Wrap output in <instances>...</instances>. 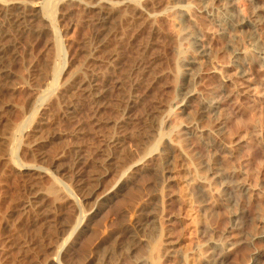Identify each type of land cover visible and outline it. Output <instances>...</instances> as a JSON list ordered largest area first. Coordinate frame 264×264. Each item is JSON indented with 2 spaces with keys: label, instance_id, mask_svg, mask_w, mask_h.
Masks as SVG:
<instances>
[{
  "label": "rangeland",
  "instance_id": "obj_1",
  "mask_svg": "<svg viewBox=\"0 0 264 264\" xmlns=\"http://www.w3.org/2000/svg\"><path fill=\"white\" fill-rule=\"evenodd\" d=\"M122 1L125 0H0V32L5 29L7 36L4 34L3 44L8 40L10 44L7 42L9 45L6 43L5 47H11L3 53L6 57H3L2 68L8 72L5 75L0 72V209L4 211L0 213L4 223L0 221V264H207L213 254L209 239L223 236L231 225L229 215L233 209L221 195L223 184L212 175L208 176L206 166L213 160L217 168L228 171L234 180L249 188L237 204L244 213V229L224 233L228 236L224 245L228 240L236 242V246L227 248L226 264H242L254 253L259 255V264H264V237L250 243L252 234L264 232V66L239 35L235 37V45L245 50L242 57L247 61L248 76L245 79L237 77L231 66L232 55L225 49L228 36L219 34L209 15L200 13L191 0L188 9L192 23L188 29L201 36L202 43L209 49L210 60L200 56L190 43L186 29L180 25L172 8V0H131L150 19L156 23L158 20L154 26L159 28L160 34L149 38V29L145 38V34L138 35L143 24L136 31L125 24L122 32L131 31L130 35L127 39L119 37L116 40L122 47L107 60L99 53L102 42L94 38L93 19H97L99 4H110L120 20V16L129 14L128 9L122 10L125 6ZM235 4L237 15L250 17L260 12L264 19V0H235ZM18 5L28 8L29 14L40 16L35 22L45 27L43 36L29 27L23 31L16 29V23L9 18L14 17ZM138 20L143 21L142 18ZM256 37L257 44L264 48V26ZM140 43L149 49L142 53L138 50ZM193 58L200 73L194 85L199 94L222 98L221 133L208 131H213L215 120L201 118L198 122L210 133L203 140L211 137L222 145L216 154L208 141H200L187 126L188 121L198 116V102L191 100L190 114L176 107L186 76L183 64ZM91 59L98 62L97 68L89 67L92 68L89 72L93 76L91 87L95 94L77 87L84 77L80 71L85 69L83 63ZM137 60L148 61L144 68L132 67V62ZM58 71H62L61 75ZM77 74L80 78L74 79ZM120 76L126 78L123 85L115 82ZM104 80L112 82L109 81L102 91L99 88ZM57 91L61 96L67 93L73 96L68 104L63 103L68 111L55 109L53 116L49 106L43 103ZM124 91H128L125 101L121 97ZM93 98L105 99L96 103ZM29 118L35 120V130H31L32 126L31 132L25 128ZM22 132L27 135L29 144L24 145L26 149L23 147L25 151L21 154L19 147L25 138ZM113 139L117 140L114 144L111 143ZM109 142L115 146H107ZM162 146L168 149L165 160H161L164 155L159 148ZM121 156L128 159L121 160ZM45 169L47 172H43ZM23 176L29 180L32 177L36 182L35 195L39 192L38 195L46 194L50 199L48 193L44 194L47 192L45 185L57 179L55 183L61 189V198L53 203L56 206L52 204L49 218L53 215L52 220L60 221L62 230L59 237L50 239L51 245L42 237V231L50 233L49 223L41 221L42 214L45 216L47 212L48 216L49 211L37 207L40 204L36 201L37 195L26 196ZM70 185L76 190L72 195ZM36 186L37 190L46 191L36 192ZM200 186L206 189L201 196L197 193ZM9 192L16 195L12 197ZM113 193H116L114 198L110 197ZM28 199L36 206L33 212L29 210ZM24 206L26 210L22 209ZM149 212L152 217L147 221ZM37 220L41 221L37 224L41 223V228L31 225ZM22 233L24 236L20 237ZM130 233L136 237L129 236ZM151 233L154 234L152 239L157 241L154 249L152 245L148 247ZM19 242L21 245H17ZM60 249L67 253L62 261L58 256Z\"/></svg>",
  "mask_w": 264,
  "mask_h": 264
},
{
  "label": "bare ground",
  "instance_id": "obj_2",
  "mask_svg": "<svg viewBox=\"0 0 264 264\" xmlns=\"http://www.w3.org/2000/svg\"><path fill=\"white\" fill-rule=\"evenodd\" d=\"M189 1L190 0H172V8H173V10H174V12L176 13V17H177V19H178V21H179V23H180V25L181 26H183L185 29H186V31H187V34L189 35V38H190V43L195 47V49H196V51L199 53V55L200 56H202V57H205V60L207 59H211V55H210V52H209V49H208V47L205 45V44H203L202 43V41H203V39L201 38V36H199L197 33H194L193 32V30H191V29H188L190 26V23H192V17H191V15H190V12H189V9H188V6H189ZM191 1H194L195 2V5H196V8L198 9V11L200 12V13H205V14H207V15H209V17H210V19H211V21L215 24V26L217 27V29H216V31L219 33V34H221L222 36H224V37H227L228 36V42L226 43V50L229 52V54H231L232 55V58H231V66H233V68L235 69V74H236V76L237 77H239V78H246L247 76H248V70H247V61L242 57V55H243V53L245 52V50H243L241 47H238L237 45H235V37H237V36H242L243 37V39H244V42H246L247 43V45H248V47H251V50L255 53V55L257 56V58L259 59V63H261V65L262 66H264V48L263 47H261L260 45H258L257 44V40H256V34H257V32H259L260 30H262V27L264 26V19H263V17H262V15H261V13L259 12L258 14H255V15H253V16H250V17H241V16H239V15H237L236 14V4H235V0H214L213 2H208V0H191ZM105 2V1H104ZM107 2V1H106ZM123 2V1H122ZM134 2V1H133ZM133 2L131 1V0H125L124 2H123V4L125 5L124 7H125V9H124V7H122L123 9L122 10H125V12L127 11L126 9H128V11H129V9H130V12H128L127 11V13H129V14H126L125 12H123V11H121V10H119V12L121 11V12H123L124 14H126V15H123V16H120V20H119V15H117V11L115 10V8H113L112 9V7H114V6H112V5H107V4H99L98 5V13L97 14H95V15H97V19L95 20V18L93 19L95 22L93 23V24H95L94 26V28L93 29H96V30H94V33H93V35H94V38L96 37V38H98V40L100 39L101 40V46H99V53L101 52L102 53V55H104V57H106V59L107 60H110L114 55L113 54H115L121 47H122V44H119V42H117L116 40L120 37V38H123V37H125L126 39H127V36H129L130 34H129V32H131L132 30H135L136 31V29H138L139 28V26L141 25V24H143L144 26H143V28L139 31V33H138V35L139 36H141V35H143V34H145L146 33V31L147 30H149V33L150 34H148V35H150L149 36V38H152V36H154V37H156V35L155 34H158V32H159V34H160V30H159V28L157 27V26H154L155 24H157L158 23V20H157V23L154 21V20H152V19H150L149 17H148V15L147 14H145V12L143 11V10H141L140 8H138V6H136V4L134 5L133 4ZM120 4H122V3H120ZM86 6V5H85ZM90 6V5H89ZM93 7V6H92ZM16 8V12L15 13H13L12 15L14 16H12L11 15V17H13V18H9L10 20L11 19H13V21H14V23H16V25H17V27H16V29H20V30H22V29H27V27H29L30 29H32L34 32H36V34L38 33V34H42V36L44 35V33H45V27H43V24H42V26H41V24H39L38 22L36 23L35 21L36 20H38L39 18H40V16L37 14V13H33V14H29V12H28V8L26 9L25 8V6H23V5H18V6H16L15 7ZM121 8V7H120ZM85 9L87 10V8L85 7ZM92 11V10H91ZM94 11V10H93ZM31 13V12H30ZM90 13V12H89ZM120 15H121V13H119ZM106 15H108L107 17H106ZM33 17V18H29V17ZM110 16V17H109ZM95 17V16H94ZM118 18V20L119 21H116V19ZM138 18L140 19V18H142L143 19V21L142 20H138ZM115 19V20H114ZM29 20L31 21V22H29ZM156 20V19H155ZM142 21V22H141ZM12 21H10L9 23H11ZM35 22V23H34ZM93 22V21H92ZM115 22V23H114ZM125 24H130L128 27H131V31H129L128 32V30H126L127 32H125V30L122 32V30H123V26L125 25ZM12 25V24H11ZM15 25V24H14ZM132 25V26H131ZM92 26V25H91ZM158 26H159V24H158ZM12 27H13V25H12ZM127 27V26H126ZM125 27V28H126ZM162 27V26H161ZM122 28V29H121ZM141 28V27H140ZM139 28V29H140ZM18 29V30H19ZM130 29V28H129ZM161 29V28H160ZM163 30V29H162ZM23 31V30H22ZM96 31V32H95ZM164 31V30H163ZM30 32H31V30H30ZM6 33H8V31L6 32ZM5 29H4V31L1 29V32H0V44H2L1 45V47H0V72H2V73H4V75H5V73H7L8 71H7V69H3L2 67L4 66L2 63H3V57L5 58L6 56H4L3 55V53L5 52V49L7 50V48L9 47L10 49H11V47L10 46H7V48L5 47L6 46V43L8 42L9 43V41L7 40V42L6 43H4L3 44V39H5ZM34 34V33H33ZM35 34V35H36ZM165 34V33H164ZM123 35V36H122ZM137 35V34H136ZM148 35H147V41H149L148 40ZM7 36V35H6ZM122 36V37H121ZM144 36V35H143ZM160 36V35H159ZM138 37V36H137ZM7 38V37H6ZM9 38V37H8ZM105 38V39H104ZM119 38V39H120ZM144 37H142V39H143ZM145 38H146V34H145ZM125 39V40H126ZM135 39H136V36H135ZM122 40V39H121ZM140 40H141V38H140ZM166 40V39H165ZM89 41V40H88ZM91 41V40H90ZM114 41V42H113ZM116 41V42H115ZM143 41V40H142ZM141 41V42H142ZM154 41V40H153ZM2 42V43H1ZM5 42V41H4ZM125 42V41H124ZM140 42V41H139ZM160 42V41H159ZM7 43V45H9ZM121 43V42H120ZM145 43V42H144ZM130 44V43H129ZM135 44V43H134ZM138 44V43H137ZM141 44V43H140ZM88 45L90 46V44L88 43ZM88 45L86 44V46L88 47ZM123 45H125V46H128V44L126 45V44H123ZM165 45V44H164ZM85 46V47H86ZM149 46V45H148ZM156 46V45H155ZM134 47V46H133ZM159 47V46H158ZM133 49V48H132ZM146 49H149L147 46H146V44H141V46H140V49H138V50H142V53L143 52H145V50ZM87 50V49H86ZM98 50V49H97ZM134 50V49H133ZM9 51V50H8ZM7 51V52H8ZM121 51V50H120ZM87 52V51H86ZM86 52H84V53H86ZM137 52V51H136ZM147 52V51H146ZM153 52V51H152ZM6 53V52H5ZM4 53V54H5ZM88 53V52H87ZM86 53V54H87ZM90 53V52H89ZM118 53V52H117ZM9 54V52L6 54V55H8ZM101 54H99V56H100ZM119 55V54H118ZM129 55H132L131 53L129 54ZM146 55H148V54H146ZM97 56V55H96ZM86 57V56H85ZM116 57H118V56H116ZM148 57V56H147ZM88 58V57H87ZM103 58V57H102ZM7 59H8V56H7ZM90 59V58H89ZM99 58L97 57V60H98ZM127 59V58H126ZM209 59V60H210ZM84 60H86V59H84ZM100 60H101V58H100ZM102 60H104V59H102ZM107 60H105V61H107ZM115 60V59H114ZM144 60V59H143ZM153 60V59H152ZM128 61V60H127ZM141 61V60H140ZM140 61H134V64H133V62H132V67L134 66V67H139V68H144V66H146V64H147V61L148 60H146V61H142V62H140ZM86 62V61H85ZM111 62V61H110ZM150 62V61H149ZM153 62V61H152ZM195 62H196V60L193 58V59H187L185 62H184V64H183V66H184V68L186 69V76L184 77V79H183V83H182V85H181V97H180V99L178 100V104H177V108H179V107H182V112H185V113H187V114H190V111H188V107H189V105H190V102H191V100H193V99H195L197 102H198V109H197V113H198V116L196 117V118H193L192 120H190V121H188V124L189 125H187L188 126V128H190L191 130H193L194 132V135L196 136V137H198L199 139H200V141L202 140L203 142H206V143H210V146L213 148V153L214 154H216V152H218L219 150H221L222 149V145L221 144H219V143H217L216 141H214V139L212 140V138L210 137V138H208L209 140H207V141H205V140H203L204 138H207L208 136H210V135H208V134H210V133H212V132H215L216 134H220L221 132V126H220V124H221V121H222V117H223V115H222V98H219V97H213V96H207V95H205V96H203V95H201V94H199V90L197 91V89L195 88V83L197 82V80H199V76H200V73H199V70L197 69V67L195 66ZM4 63H5V61H4ZM98 62L97 61H95L94 59L92 60H88L86 63H83L85 66V69H84V71H83V67L82 68H80V69H82V70H80V71H82V76H84V77H82V78H80V76H78V74H77V76L74 78V79H78V78H80V80L78 81L79 82V84L77 83V85H79V86H77V87H79L80 89H88V90H90V91H92L93 92V89H92V87H91V85H92V80H93V76L90 74V72H89V67H92V66H94L95 68H97L96 66L98 65L97 64ZM129 63V62H128ZM127 63V64H128ZM66 64H68V60H66V62H65V66H66ZM3 65V66H2ZM128 65H130V64H128ZM158 65V64H157ZM161 65V64H160ZM64 66V67H65ZM100 66H101V64H100ZM103 66V65H102ZM101 66V67H102ZM108 65H106V67H107ZM163 66V65H162ZM81 67V66H80ZM94 67H93V71H94ZM101 67L99 68L100 70H101ZM105 67V68H106ZM109 68V67H108ZM146 68V67H145ZM160 68V67H159ZM92 69V68H91ZM90 69V70H91ZM156 69H157V67H156ZM156 69H153V70H156ZM96 70V69H95ZM108 70V69H107ZM76 71V70H75ZM104 71V70H103ZM127 71V70H126ZM61 72L62 71H60V73H59V71H58V75H61ZM95 72V71H94ZM100 72V71H99ZM105 72H107V71H105ZM155 72H157V70L155 71ZM201 72V71H200ZM78 73V72H77ZM79 74H81V72H79ZM103 74H104V72H103ZM130 74H132L131 72L128 74V78L129 77H131L130 76ZM1 75V74H0ZM57 75V74H56ZM56 76V79L59 77L60 78V76ZM143 75H146L147 76V74H144L143 73ZM72 76V75H71ZM75 76V75H74ZM73 76V77H74ZM133 76V75H132ZM135 76V75H134ZM150 76V75H149ZM70 77V76H69ZM148 77V76H147ZM119 78H121V79H117V81H115L116 82V84H117V82L118 83H122V85L125 83V76H124V78H122L121 76L119 77ZM71 79H73V78H71ZM73 79V80H74ZM95 79V78H94ZM102 79V78H101ZM115 79V78H114ZM114 79H112V80H114ZM130 79V78H129ZM148 79V78H147ZM150 79V78H149ZM152 79V78H151ZM57 80H59V79H57ZM98 80V79H97ZM128 80V79H127ZM109 81L110 80H108V81H103L102 82V86L99 88L100 90H102L103 91V89H104V87L109 83ZM129 81H131V80H129ZM147 81V80H146ZM76 82V81H75ZM110 82H112V81H110ZM114 82V81H113ZM145 82V81H144ZM140 83V82H139ZM150 83V82H149ZM152 83V82H151ZM61 84V83H60ZM145 84V83H144ZM118 85V84H117ZM117 85H115V86H117ZM126 85V84H125ZM130 85V84H129ZM128 85V86H129ZM59 86V85H58ZM141 86V85H140ZM56 87H57V85H56ZM139 87V86H138ZM119 88H120V86H119ZM125 88V87H124ZM123 88V89H124ZM128 87H126V89H127ZM132 88V87H131ZM59 89V88H58ZM125 90V89H124ZM132 90V89H131ZM54 91V90H53ZM58 91H60V90H58ZM58 91L57 92H52L51 94H50V99L49 100H47L45 103H43L45 106L46 105H48L49 106V109L52 111V115H53V111L55 110V109H59L60 108V110L61 111H63V112H67L68 111V109L65 107V108H63V103H64V101H65V103H67L68 102V99L70 98V100H71V95L73 96V94H70V95H68V93H67V96H65V94H64V96H61L59 93H58ZM86 91V90H85ZM126 92H128V91H126ZM126 92L124 91L123 93H121V97H122V99L124 100L125 99V96H126ZM134 92V91H133ZM84 93V92H83ZM130 93H131V91H130ZM129 93V94H130ZM77 94V93H76ZM92 94H95L94 92L92 93ZM88 95V94H87ZM90 95V94H89ZM98 95V94H97ZM96 95V96H97ZM105 95V94H104ZM115 95V94H114ZM120 95V94H119ZM119 95H117V96H119ZM128 95V94H127ZM106 97H107V95H105ZM111 96H112V94H111ZM68 97V98H67ZM130 97V96H129ZM108 98V100H109V97H107ZM119 98V97H118ZM117 98V99H118ZM102 99H105V98H101V99H97V98H93V100L96 102V103H98L99 101H101ZM120 99V98H119ZM121 99V100H122ZM67 100V101H66ZM111 100V99H110ZM120 100V105H121V101ZM106 101H107V99H106ZM125 101V100H124ZM101 102H103V101H101ZM100 102V103H101ZM118 102V101H117ZM69 103V102H68ZM67 103V104H68ZM118 104H119V102H118ZM117 105V104H116ZM87 106V105H86ZM90 108V107H89ZM45 109V108H44ZM129 109V108H128ZM122 110V109H121ZM48 111V110H47ZM50 111V112H51ZM93 111V110H92ZM120 111V110H119ZM58 112V111H57ZM123 112V111H122ZM46 113V112H45ZM49 113V112H48ZM55 113H56V111H55ZM61 113V112H60ZM120 113V112H119ZM149 113V112H148ZM57 115V117H58V114H56ZM62 114H60V116H61ZM89 115V114H88ZM149 115V114H148ZM147 115V116H148ZM25 116V115H24ZM54 116V115H53ZM52 116V117H53ZM102 116V115H101ZM149 117V116H148ZM100 118V117H99ZM201 118H208V119H210L211 121L212 120H215V121H213V122H215V127L213 126V124L214 123H212V126L211 127H214V128H212L213 129V131L210 129V130H208L210 133H208V131L204 128L205 126H203V127H201L199 124H198V122L199 121H201ZM53 119V118H52ZM57 119V118H56ZM55 119V120H56ZM59 119H61V118H59ZM58 119V120H59ZM33 121H35V120H33V118H29L27 121H26V124H25V128L27 129V131H29V128H32V126H33ZM108 121V120H107ZM59 122H60V120H59ZM58 122V123H59ZM56 123V122H55ZM89 123V122H88ZM92 123V122H91ZM101 123V122H100ZM217 123V124H216ZM54 124V123H53ZM97 124H99V123H97ZM49 126V125H48ZM68 126V125H67ZM93 126H95V125H93ZM51 127V126H50ZM51 128H53V127H51ZM91 128V127H90ZM98 128H99V126H98ZM40 129H42V128H40ZM40 129H38L39 131H40ZM100 129V128H99ZM23 130V129H22ZM31 130H35L34 129V126H33V128L31 129ZM53 130V129H52ZM43 130H41V132H42ZM102 131V130H101ZM29 132H31V131H29ZM89 132V131H88ZM23 133V132H22ZM188 133H190V132H188ZM24 134V133H23ZM25 135V138H24V140H22L23 142H21V145H20V151H21V154L23 153V151H25V150H23V147H24V145L25 144H29V142H27L26 140V138H27V135L26 134H24ZM212 135V134H211ZM28 136H29V134H28ZM31 136V135H30ZM32 137V136H31ZM81 137V136H80ZM89 137V136H88ZM120 140V139H119ZM34 141V140H33ZM65 141V140H64ZM117 140H114L113 139V141L111 142V143H113L114 144V142H116ZM92 142V141H91ZM109 142V144L107 145V146H109V147H112V146H115V145H110L111 143ZM19 144V143H18ZM55 146V145H54ZM99 146V145H98ZM62 147V146H61ZM25 149H26V147H24ZM53 148V147H52ZM57 149V148H56ZM58 149H59V147H58ZM160 149V153L162 154V155H164V156H162V158H161V160H165V158L167 157V155H168V149H167V147L166 146H162L161 148H159ZM91 150V149H90ZM106 149H104V151H105ZM24 153H26V152H24ZM91 153V152H90ZM105 153V152H104ZM120 153H121V151H120ZM124 153V152H123ZM151 153V152H150ZM103 154V153H102ZM106 154V153H105ZM125 155V154H124ZM78 157V156H77ZM106 157V156H105ZM127 157V156H126ZM118 158H120V154H119V157ZM122 158H124V159H128V158H125V156H121V160H123ZM21 159H23V155H21ZM154 159V158H153ZM104 161V160H103ZM119 161V160H118ZM125 161V160H124ZM215 160H213V162H214ZM79 162V161H78ZM86 162V161H85ZM121 162V161H120ZM213 162H211V163H208L207 164V166H206V170L208 171V173H209V175L208 176H213V179H216V180H218V181H220L221 182V184H223V186H222V188H221V195L224 197V199L228 202V205L230 206V207H232L233 209H232V211L230 212V215H229V219L231 220V225H230V227L229 228H227V230L224 232V233H232L233 231H238L239 229L240 230H243L244 229V227H245V221H243L244 220V217H243V215H244V213H243V211L241 210V209H239V208H237V204H239L240 202H241V200H242V198L245 196V194H247L248 193V190H249V188L247 187V185L246 184H244L243 182H241V181H239V180H234L233 178H232V174H230L228 171H225V170H222V169H220L219 167L217 168V166H215V162L213 163ZM19 163V162H18ZM20 164V163H19ZM87 164V163H86ZM123 164V163H122ZM161 164H163V162L161 163ZM21 165V164H20ZM23 165V164H22ZM28 166H30V165H27V167ZM73 166V165H72ZM31 168H32V165L30 166ZM159 167V166H158ZM72 168H74V167H72ZM165 168V167H164ZM37 170V169H36ZM4 171V170H3ZM39 171V170H38ZM94 171H95V169H94ZM43 172H47V170L45 169V171H43ZM96 173V172H95ZM16 175V174H15ZM23 175V174H22ZM19 176V175H18ZM211 176V177H212ZM22 177V176H21ZM18 178V177H17ZM23 178H24V176H23ZM32 178V177H31ZM30 178V180H29V178L27 177V179L26 178H24L26 181H25V184H23V185H26L24 188H25V192H26V196H27V194H28V196H29V194L30 193H32L33 195H35L34 193H35V191H34V189H35V183L32 181V179ZM80 180H82V177H80L79 178ZM2 180V179H1ZM0 180V181H1ZM15 180H16V178H15ZM57 180V179H56ZM56 180H54V181H52V183L51 184H47V185H45L46 186V189H47V192H44V191H46V189H44V194L45 193H48L47 195H49L50 197H51V199L50 198H48V196H46V194L45 195H42V194H40V195H38L39 194V192L38 191H41L40 189L39 190H37V186H36V192H38L36 195H37V197H36V201L38 202V203H40V204H38V206L37 207H39V206H41V208H44V209H47V211H49L48 213V216H46V214H47V212H45L46 214H45V216H44V213L42 214V216H43V218H41L42 220L41 221H43V222H46V223H49V224H47V227H48V230L50 229V233H49V231H45L44 229V227H45V225L46 224H44L43 222V224H44V227H42L43 228V230H44V232L42 231V237H44V238H47V239H44V238H42V239H44V242H45V240H49L48 241V243L50 244V239H53V237L55 236H58L59 237V234H60V232H61V230H62V225H61V223H60V221H58V220H52V216H51V219L49 218V215H50V209L51 208H53L52 206L53 205H55L56 206V204H53L58 198V200H57V202L60 200V198H61V189H59V187H58V185H57V182L55 183V181ZM94 180H96L95 178H94ZM28 181H31V183L30 182H28ZM42 181V180H41ZM41 181H38L39 182V184H42L41 183ZM16 183V182H15ZM22 183V182H21ZM20 183V184H21ZM27 183V184H26ZM5 184V183H4ZM9 184V183H8ZM38 184V186H39V188H40V186L41 185H39ZM45 186L43 185V187L45 188ZM72 185H70V195H72L73 193H75L76 192V190H75V188L74 187H71ZM18 187H20V186H18ZM43 187H41V188H43ZM5 188V187H4ZM23 188V189H24ZM7 189V188H6ZM22 189V188H21ZM21 189H16V191L17 190H21ZM3 190V189H2ZM205 188L203 187V186H200V188L198 189V191H197V193H198V195L199 196H201L204 192H205ZM15 191V190H14ZM22 191V190H21ZM33 191H34V193H33ZM25 192H24V194H22V196L23 195H25ZM42 192V191H41ZM42 192V193H43ZM73 192V193H72ZM116 192V191H115ZM10 193V192H9ZM21 193H23V192H21ZM111 193V192H110ZM109 193V194H110ZM118 193V192H117ZM14 195H12L11 193L9 194V195H12V197L13 196H15L16 194L15 193H13ZM18 195H19V193H18ZM35 195V196H36ZM74 195H76V197H79V195L78 194H74ZM1 196V195H0ZM21 196V194H20V197H22ZM109 196V195H108ZM116 196V193H113L112 194V196H110V197H115ZM10 197V196H9ZM8 197V198H9ZM11 197V198H12ZM18 197V196H17ZM30 197V196H29ZM109 197V198H110ZM18 199V198H17ZM25 198H23V200H24ZM14 200V199H13ZM29 200V202H27V203H29V210H31L32 211V208L34 207V202H33V200L32 199H28ZM5 201H6V199H5ZM16 201V200H15ZM26 201V200H25ZM56 202V203H57ZM16 203V202H15ZM26 203V204H27ZM2 204V203H1ZM19 204V203H18ZM17 204V205H18ZM20 204H22V203H20ZM53 204V205H52ZM2 205H4V204H2ZM24 205V204H23ZM16 206V205H15ZM20 206H22V205H20ZM27 206V205H26ZM26 206H24V208H22V209H24V210H26L25 209V207ZM59 206V205H58ZM4 206H2V208H3ZM18 207V206H17ZM36 207V206H35ZM34 207V208H35ZM1 208V207H0ZM16 208V207H15ZM34 208H33V211H34ZM38 209V208H37ZM43 209V210H44ZM36 210V209H35ZM40 210V209H39ZM43 210H41V211H43ZM7 211V210H6ZM17 211V210H16ZM32 211V212H33ZM37 211V210H36ZM44 211H46V210H44ZM1 212H4L2 209H0V213ZM26 212H28V211H26ZM31 212V213H32ZM39 212V211H38ZM38 212H35V213H38ZM52 212H53V210H52ZM99 212V211H98ZM98 212L96 213V214H98ZM148 212V211H147ZM147 212H146V214H147ZM8 212H6V214H7ZM95 213V212H94ZM150 213V212H149ZM3 214V213H2ZM24 214V213H23ZM28 214H30V212L28 213ZM1 215V214H0ZM4 216H5V214H4ZM22 216V215H21ZM41 216V217H42ZM0 217H3L2 215L0 216ZM6 217V216H5ZM4 217V218H5ZM29 217V216H28ZM28 217L26 218L27 219V221H28ZM151 217H152V215H151V213L150 214H148L147 216H146V220L147 221H150L151 220ZM10 218V217H9ZM2 219V218H1ZM1 219H0V221H1ZM54 219V218H53ZM25 220V219H24ZM24 220H23V222H24ZM5 221V220H4ZM22 221V220H21ZM34 221V220H33ZM38 221V220H37ZM40 221V220H39ZM39 221L36 223V222H34V223H32L31 225H37L38 223H39ZM40 221V222H41ZM48 221V222H47ZM144 221V220H143ZM143 221L141 222V223H143ZM147 221H145L146 223H147ZM2 222V221H1ZM30 222H32V221H30ZM146 223H145V225H146ZM151 223V222H150ZM2 224H4L3 222H2ZM2 224H1V226H2ZM18 224V223H17ZM24 224H25V222H24ZM149 224V223H148ZM154 224V223H153ZM29 225V224H28ZM41 223H40V225H37L38 227L40 226V228H41ZM144 226V225H143ZM16 227V226H15ZM14 227V228H15ZM28 227V226H27ZM46 227V228H47ZM6 228V227H5ZM29 228V227H28ZM31 228H33V226L31 227ZM34 228H35V226H34ZM34 228H33V230H34ZM88 228H89V224L88 225H86V228H85V231H87L88 230ZM24 229V228H23ZM143 229V228H142ZM25 230V229H24ZM24 230H22V232L24 231ZM38 230V229H37ZM19 231H21V230H19ZM25 231H29V229L28 230H25ZM32 231V230H31ZM31 231H29V232H31ZM41 231V230H40ZM149 231H151V230H149ZM37 232V231H36ZM129 232H131V231H129ZM139 232H140V230H139ZM154 232V231H153ZM157 232V231H156ZM21 233V232H20ZM25 233H27V232H25ZM32 233V232H31ZM34 233V232H33ZM41 233V232H40ZM134 234H136L135 232H133ZM224 233L222 234L223 236H218V237H211L210 239H209V243L211 244V247L213 248V251H212V256H210L209 257V259H207V264H226V262H227V260H228V257H229V254H228V252H227V248L231 245V246H236V242H234V241H229L228 240V242H227V246L226 245H224L226 242H225V240L226 239H228L227 237L228 236H224ZM37 234H39L38 232H37ZM36 234V235H37ZM73 234V233H72ZM152 234V233H151ZM157 234V233H156ZM19 235V234H18ZM41 235V234H40ZM39 235V237L41 238V236ZM132 235L133 234H131L130 233V235L129 236H131L132 237ZM136 235H138V234H136ZM153 235L154 234H152V236L150 237V239H149V241H148V243L150 244H148V247L150 246V248H152V249H154L155 248V242H157V241H155V240H153L152 238H153ZM244 235V234H243ZM21 236H24L23 235V233H22V235H20V237ZM34 237H35V235H33ZM79 236V235H78ZM127 236V235H126ZM128 236V237H129ZM19 237V238H20ZM39 237H37V238H39ZM133 237H136V236H134L133 235ZM142 237V236H141ZM261 237H264V232L263 231H261V232H258V233H256V234H252L251 235V238H250V243L251 242H254V241H256L257 239H259V238H261ZM22 238H24V237H22ZM22 238L19 240L20 242H21V240H22ZM111 238H112V235H111ZM157 238V237H156ZM57 239V238H56ZM55 239V240H56ZM65 239V238H64ZM135 239V238H134ZM134 239H132V240H134ZM27 240V239H26ZM32 240H36L35 238H32ZM31 240V241H32ZM58 240V239H57ZM126 240V239H125ZM14 241V240H13ZM12 241V242H13ZM17 241H18V239H17ZM36 241H38L39 242V239L38 240H36ZM40 241H42L41 239H40ZM64 241V240H63ZM77 241V240H76ZM137 241V240H136ZM19 242V244H17V245H21V243ZM55 242V241H54ZM62 242V241H61ZM60 242V243H61ZM66 242V241H65ZM65 242L64 243H62V245L64 244L65 245ZM131 242V241H130ZM129 242V243H130ZM133 242V241H132ZM225 242V243H224ZM246 242H247V238H246ZM36 243V242H35ZM43 243V242H42ZM45 243H47V242H45ZM51 243H53V242H51ZM135 243V242H134ZM133 243V244H134ZM33 244V243H32ZM40 244H41V242H40ZM40 244H39V246L38 247H40L41 248V246H40ZM56 244V243H55ZM114 244V243H113ZM5 245H7V244H5ZM12 245V244H11ZM26 245V244H25ZM33 245H35V244H33ZM38 245V244H37ZM43 245V244H42ZM51 245V244H50ZM49 245V246H50ZM151 245H152V247H151ZM45 246V245H44ZM48 246V247H49ZM109 246V245H108ZM114 246H116V245H114ZM120 246V245H119ZM139 246V245H138ZM11 247V246H10ZM32 247V246H31ZM36 247V246H35ZM64 247V246H63ZM157 247V246H156ZM17 248H19V247H17ZM34 248V247H33ZM44 248V247H43ZM46 248V247H45ZM111 248H112V246H111ZM122 248V247H121ZM133 248V247H132ZM140 248V247H139ZM35 249V248H34ZM119 249V248H118ZM20 250V249H19ZM19 250H18V253H19ZM22 250V249H21ZM42 250H44V249H42ZM150 250V249H149ZM30 251H32V249L30 250ZM29 251V252H30ZM37 251H40V249L38 250L37 249ZM124 251V250H123ZM127 251H129V250H127ZM144 251V250H143ZM152 251V250H151ZM22 252V251H21ZM21 252H20V254H21ZM26 252H28V251H26ZM45 252H46V250H45ZM48 252V251H47ZM112 252V251H111ZM148 252V251H147ZM31 253V252H30ZM105 253H106V251H105ZM65 254H67L66 252L64 253L63 251H61V249L58 251V256H59V260L60 261H62V259H64L65 258ZM117 254V253H116ZM8 255V254H7ZM26 255H28V256H30L29 254H26ZM36 255V254H35ZM113 255V254H112ZM115 255V254H114ZM138 255V254H137ZM143 255H145V254H143ZM152 254L150 253V255L149 256H151ZM11 256V255H10ZM18 256V255H17ZM22 256V255H21ZM28 256H26L27 258H28ZM122 256V255H121ZM1 257V256H0ZM16 257V256H15ZM4 258V257H3ZM10 258V257H9ZM18 258V257H17ZM17 258H15L16 260H17ZM138 258V257H137ZM258 258H259V255L258 254H256V253H254L251 257H250V259H248V260H246L245 262H243L242 264H259V261H258ZM19 259V258H18ZM23 259V258H22ZM9 260V259H8ZM3 261V260H2ZM11 261V260H10ZM14 261V260H13ZM13 261H12V263H13ZM21 261V260H20ZM28 261V260H27ZM32 261V260H31ZM34 261V260H33ZM37 261V260H36ZM15 262V261H14ZM2 263V262H1ZM35 263V262H34ZM14 264V263H13ZM16 264V263H15ZM21 264V263H20Z\"/></svg>",
  "mask_w": 264,
  "mask_h": 264
}]
</instances>
